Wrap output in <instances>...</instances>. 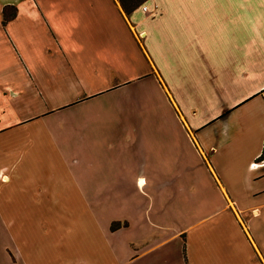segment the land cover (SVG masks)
I'll return each mask as SVG.
<instances>
[{
  "label": "crops",
  "instance_id": "obj_1",
  "mask_svg": "<svg viewBox=\"0 0 264 264\" xmlns=\"http://www.w3.org/2000/svg\"><path fill=\"white\" fill-rule=\"evenodd\" d=\"M0 137L35 264H264V0H0Z\"/></svg>",
  "mask_w": 264,
  "mask_h": 264
},
{
  "label": "rangeland",
  "instance_id": "obj_2",
  "mask_svg": "<svg viewBox=\"0 0 264 264\" xmlns=\"http://www.w3.org/2000/svg\"><path fill=\"white\" fill-rule=\"evenodd\" d=\"M0 141V145L6 143L5 139L2 137H0ZM103 146L104 145H99L98 147L102 148ZM119 148L120 146L118 144H115L112 148L113 156L109 159L110 169L116 170L119 167V164H124L127 167L130 163L127 158H125V160L118 158L120 154ZM2 157H4L3 153L0 152V165L7 163L2 160ZM93 157H100V154H95ZM21 164L23 166L22 170L14 171V174L9 172L13 178L11 183L8 184L5 178L0 176V264H27L29 258V262L35 264L38 257H40L37 253V237L40 236L45 239V234L41 231V228L38 229L36 224H34L30 227V231L25 235L21 233L15 234V237L11 238L9 225L5 224L4 220L5 218L22 215L24 213L35 222L38 218L42 220L48 218L50 212L54 210V206H49V196L46 191V185L49 184L50 186L52 184L49 182V179L56 171L61 173L64 171V166L61 162L47 158L43 159L39 165L26 167L23 165V162H21ZM32 171L34 174L33 176H30ZM30 182L35 183L30 185ZM21 185L29 187L28 194L30 201L28 202V206H26L23 210H20V208H18L13 201H11L10 205L8 202L5 203L6 198L12 195L10 191L14 190V188H19ZM14 195L15 200H17V193ZM50 195L52 198L55 193H50ZM16 228L17 227L14 226V232L16 231ZM49 243L50 242L43 241L40 243V247L42 249H47L48 247L50 248L51 243ZM33 248H35L36 251L35 253L30 254ZM65 256L69 259L73 258V255L69 252L65 253ZM45 262L46 261H44V263ZM44 263L39 262L38 264Z\"/></svg>",
  "mask_w": 264,
  "mask_h": 264
},
{
  "label": "trees",
  "instance_id": "obj_3",
  "mask_svg": "<svg viewBox=\"0 0 264 264\" xmlns=\"http://www.w3.org/2000/svg\"><path fill=\"white\" fill-rule=\"evenodd\" d=\"M143 1L145 0H119L123 9L126 11V13H129V11L134 5H137L138 3H141ZM9 9H11L10 12H9ZM2 14H3L2 23L4 24L6 21L12 19L15 16L16 11L14 7H4L2 10ZM263 155H264V152L262 153V156ZM117 225H118L117 223H112L111 228L115 229Z\"/></svg>",
  "mask_w": 264,
  "mask_h": 264
},
{
  "label": "built area",
  "instance_id": "obj_4",
  "mask_svg": "<svg viewBox=\"0 0 264 264\" xmlns=\"http://www.w3.org/2000/svg\"><path fill=\"white\" fill-rule=\"evenodd\" d=\"M143 9H146V6H144Z\"/></svg>",
  "mask_w": 264,
  "mask_h": 264
},
{
  "label": "snow or ice",
  "instance_id": "obj_5",
  "mask_svg": "<svg viewBox=\"0 0 264 264\" xmlns=\"http://www.w3.org/2000/svg\"><path fill=\"white\" fill-rule=\"evenodd\" d=\"M140 183H143V181H140Z\"/></svg>",
  "mask_w": 264,
  "mask_h": 264
}]
</instances>
